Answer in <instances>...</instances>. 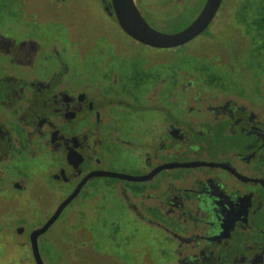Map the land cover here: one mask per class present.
I'll return each mask as SVG.
<instances>
[{
	"label": "flooded vegetation",
	"instance_id": "obj_1",
	"mask_svg": "<svg viewBox=\"0 0 264 264\" xmlns=\"http://www.w3.org/2000/svg\"><path fill=\"white\" fill-rule=\"evenodd\" d=\"M77 1L0 0V264H264V0Z\"/></svg>",
	"mask_w": 264,
	"mask_h": 264
},
{
	"label": "water",
	"instance_id": "obj_2",
	"mask_svg": "<svg viewBox=\"0 0 264 264\" xmlns=\"http://www.w3.org/2000/svg\"><path fill=\"white\" fill-rule=\"evenodd\" d=\"M221 0H207L198 18L185 30L174 35L158 33L149 27L138 13L133 0H112L115 14L121 29L136 41L155 48L175 47L189 42L200 34L213 18ZM69 198L63 205L67 204ZM57 214L44 228L38 229L31 235L32 252L35 264H44L37 247V237L52 223Z\"/></svg>",
	"mask_w": 264,
	"mask_h": 264
},
{
	"label": "rangeland",
	"instance_id": "obj_3",
	"mask_svg": "<svg viewBox=\"0 0 264 264\" xmlns=\"http://www.w3.org/2000/svg\"><path fill=\"white\" fill-rule=\"evenodd\" d=\"M79 1H80V2H79ZM79 1H77L78 4H79L80 6H83V7H84V4H90V2H87L88 0H79ZM90 1H91V0H90ZM103 233H108V232L104 231ZM75 239H76V240H75L73 243H74V246H76V249H78L79 246H80V244H81V240H80L79 238H75ZM95 247H96V246H95ZM2 249H3V248L0 246V253L2 252ZM100 249H101V250L103 249V251L106 252V254H107L108 256L116 255V254L118 253V250L114 249L113 245L109 244V242H106V245L101 246ZM78 251H79V250H78ZM92 260H93V259H92ZM83 261H84V260H83ZM21 264H32V263L25 262V263H21ZM80 264H89V263H86V262L82 263V262H80ZM90 264H115V263L112 262V261L109 259V260H107V261H105V262H103V263H99V262L93 260V261H91Z\"/></svg>",
	"mask_w": 264,
	"mask_h": 264
}]
</instances>
